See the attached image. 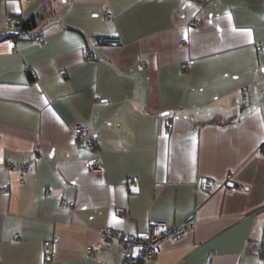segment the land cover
Listing matches in <instances>:
<instances>
[{"label": "crops", "instance_id": "obj_1", "mask_svg": "<svg viewBox=\"0 0 264 264\" xmlns=\"http://www.w3.org/2000/svg\"><path fill=\"white\" fill-rule=\"evenodd\" d=\"M2 185L0 264H120L102 230L189 217L148 264H264V0H0Z\"/></svg>", "mask_w": 264, "mask_h": 264}, {"label": "built area", "instance_id": "obj_2", "mask_svg": "<svg viewBox=\"0 0 264 264\" xmlns=\"http://www.w3.org/2000/svg\"><path fill=\"white\" fill-rule=\"evenodd\" d=\"M209 0H197L200 5L207 3ZM106 17L110 18L111 14L106 12ZM22 18L15 16H7L5 24L8 28H14L15 23L21 22ZM200 21L194 20L193 25L198 26ZM22 36L23 32L20 33ZM35 43L42 47L44 41L40 37H35ZM180 46L186 45V40L181 39L179 41ZM262 52V49H259ZM182 68H188V64H183ZM164 130L170 131L171 126L168 123H164ZM71 132L73 135L84 145L89 146L91 149H97V143L89 138V128L80 124H73L71 126ZM29 161L23 160L17 164L11 162L7 163L8 168H16L20 173L25 172L29 168ZM89 170L96 176L102 177L105 169L99 157H95L87 164ZM137 183V178L131 177L127 181V185H134ZM203 189L212 194L215 190V181L211 179H205L202 183ZM8 187L2 185L0 192H7ZM72 205V203H70ZM194 224L193 217L187 218L182 224L176 226H168L165 222H151L148 230L141 236L127 234L111 228H105L101 231V237L103 241L115 242L120 247L121 261L120 264H148V262L154 258L158 244L162 239H175L181 236L188 229L192 228ZM58 238L52 237L49 240H45L41 245V251L45 260L50 259L57 251ZM87 253L91 256L99 253V248H93L91 246L86 247Z\"/></svg>", "mask_w": 264, "mask_h": 264}, {"label": "trees", "instance_id": "obj_3", "mask_svg": "<svg viewBox=\"0 0 264 264\" xmlns=\"http://www.w3.org/2000/svg\"><path fill=\"white\" fill-rule=\"evenodd\" d=\"M195 1H197V0H195ZM36 23H37V15L32 14V15L28 16L27 18L22 19L21 22H19V23L16 22L14 28H16L18 30V33L17 34H12L11 33V34L7 35V37L15 38V37L20 36L22 38H25L24 37L25 34L22 36L20 33L21 32L27 33L29 31H31L32 29H34L36 27ZM96 41L97 42H99V41L102 42L104 40L102 38H100V37H96ZM29 79L31 80L32 78H29Z\"/></svg>", "mask_w": 264, "mask_h": 264}]
</instances>
